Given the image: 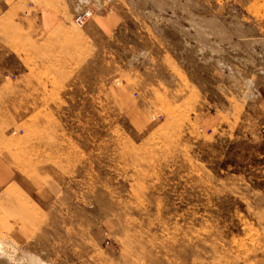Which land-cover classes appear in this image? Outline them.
<instances>
[{"label":"rangeland","instance_id":"rangeland-1","mask_svg":"<svg viewBox=\"0 0 264 264\" xmlns=\"http://www.w3.org/2000/svg\"><path fill=\"white\" fill-rule=\"evenodd\" d=\"M0 264H264V0H0Z\"/></svg>","mask_w":264,"mask_h":264},{"label":"crops","instance_id":"crops-1","mask_svg":"<svg viewBox=\"0 0 264 264\" xmlns=\"http://www.w3.org/2000/svg\"><path fill=\"white\" fill-rule=\"evenodd\" d=\"M22 14L23 13L20 12L16 13V19H17L16 21L18 22L19 25L22 26L23 30L27 32L29 31L31 34H38L47 31L53 32L56 30L57 27H59L60 22H62L61 16L57 17L54 14L50 15L46 11H43L42 13L36 10H31L28 13L24 14L23 17ZM34 21L37 22L38 27L31 25ZM8 159H9L8 155H3L1 158V162L4 165H8Z\"/></svg>","mask_w":264,"mask_h":264},{"label":"built area","instance_id":"built-area-1","mask_svg":"<svg viewBox=\"0 0 264 264\" xmlns=\"http://www.w3.org/2000/svg\"><path fill=\"white\" fill-rule=\"evenodd\" d=\"M91 12H87L85 11L84 13L83 12H80L76 17H75V24L78 26V27H82L85 22L90 18Z\"/></svg>","mask_w":264,"mask_h":264}]
</instances>
